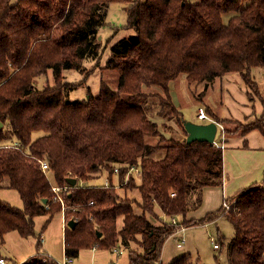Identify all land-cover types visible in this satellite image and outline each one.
<instances>
[{
    "label": "trees",
    "instance_id": "obj_1",
    "mask_svg": "<svg viewBox=\"0 0 264 264\" xmlns=\"http://www.w3.org/2000/svg\"><path fill=\"white\" fill-rule=\"evenodd\" d=\"M110 2L127 4L124 27L134 30L109 45L105 67L119 72L118 85L101 83L97 95L87 90L71 100L76 82L64 80L62 70H86L83 62L99 57L98 30ZM226 12L234 14L224 22ZM256 68L264 69V0L243 7L241 0H0V186L15 189L23 203L18 208L0 198V242L11 230L34 235V217L62 212L66 258L82 249L122 247L127 264H203L188 252L161 262L163 243L182 226L223 215L234 230L229 264H264V178L201 218H187L199 207L204 186L221 185L222 148L186 142L185 117L170 91L180 75L207 89L214 79L237 72L263 112L244 123L209 105L205 112L227 135L256 129L264 137ZM48 69L53 84L37 88L35 77ZM171 122L183 138L172 135ZM34 132L39 135L32 138ZM102 169L107 184H79L97 179ZM70 177L75 184L67 182ZM133 189L137 196L127 195ZM156 207L182 219L164 220ZM216 241L222 245L223 235ZM14 264L57 261L37 252Z\"/></svg>",
    "mask_w": 264,
    "mask_h": 264
},
{
    "label": "rangeland",
    "instance_id": "obj_2",
    "mask_svg": "<svg viewBox=\"0 0 264 264\" xmlns=\"http://www.w3.org/2000/svg\"><path fill=\"white\" fill-rule=\"evenodd\" d=\"M10 1L14 2L15 0ZM248 2L249 0H241V7L245 6ZM126 6L127 4L123 2L109 3L105 23L98 30V35L100 36L99 40L101 44L99 57L95 60L84 61L83 63L86 67V70L79 71L76 69L68 68L62 70L64 80L76 82V86L68 92L69 99L74 100L82 98L85 96L87 90H89L92 95H97L99 93L101 83H106L112 88H115L118 85L120 76L119 72L115 69L105 67V60L109 54V45L111 43L123 36H127L134 32L133 29L124 27L126 23ZM232 14H234V12L224 13L222 15L223 21L226 22ZM255 70L256 69H254V72ZM261 71H264V69H261ZM235 74L238 73H228L222 78L214 79L212 84H210L207 89H204L203 83L187 84L184 80L183 75H180L176 80L171 81L170 91L172 100L174 104L180 108L185 117V121H191L195 123H206L210 121V117L208 114V117L206 119H199L197 117L198 106L202 107L205 111V105H209L211 110L220 116L221 109L224 104V77L227 75L230 76V79L234 83V86H237L238 88L241 87L240 84H238L233 78ZM258 83L260 82L258 81ZM34 84L37 88H42L45 85L53 84L52 70L48 69L46 73L36 76L34 79ZM260 85L261 88H263V80ZM243 94L245 95L247 103V105L243 106L248 107L250 111L249 115H244V117L242 118L243 120L236 118L238 122L241 123L253 120L256 117V110L252 106L256 99L258 103L262 104V101L253 92L251 93L252 98H250L247 93H245V91L243 92ZM232 117L233 116H229L225 118ZM170 124V127L173 129L172 135H174V137L183 138L184 133L183 131H181V127L173 122H171ZM220 124L222 125V127H224L222 123ZM236 124L237 123L235 122H231L228 124V126L233 128L234 126H236ZM167 134H169V132ZM38 135L39 132H34L32 134V138H35ZM223 135L224 137L231 136L227 135V133H225L224 131ZM216 137L220 138L218 134L216 135ZM132 172H134L133 174L135 183H138V168L135 167L134 169H132ZM107 173V170L102 169L97 179H93L90 182L79 181V184L88 185L104 183L106 181ZM112 178H114V182L117 185V173H113ZM133 194L137 196L136 189L127 192V195L129 196H132ZM0 198L8 201L11 205L18 208L23 207L20 196L13 188L0 186ZM156 211L160 213L158 207H156ZM160 215L162 214L160 213ZM162 217L164 218V220L171 221H180L182 219L181 215H177L172 218L165 215H162ZM182 229L183 227H180L170 237H167V239L165 240V244L163 243V246L161 248V259H163L165 263L178 257L182 253L188 252L192 255L193 260H198L203 264H215L214 256H217L222 264H229L228 243L234 235V230L232 224L225 216L219 215L212 221L201 224L198 223L187 230ZM39 234L40 246L39 251H37L38 246L36 245V237ZM218 234L223 235V244H219L218 248H214L213 242H217L216 237ZM120 250V254L116 256L118 261L117 263L127 264V250L122 247H120ZM104 251L106 255L112 253H110L108 250ZM37 252L46 254L55 261H61L64 258L63 218L61 212L55 213L49 219L47 215L43 214L34 217V235L25 237L20 235L17 231L11 230L4 234L3 240L2 242H0V256L6 259V264L23 262L28 257L33 256ZM99 261L105 260H97L94 262L89 255L88 249H84L79 256V263L81 264H93L99 263Z\"/></svg>",
    "mask_w": 264,
    "mask_h": 264
},
{
    "label": "crops",
    "instance_id": "obj_3",
    "mask_svg": "<svg viewBox=\"0 0 264 264\" xmlns=\"http://www.w3.org/2000/svg\"><path fill=\"white\" fill-rule=\"evenodd\" d=\"M254 75L256 80L260 83L262 80L264 81V71H261L260 68H256ZM227 76H225L223 80V87L225 90L221 116H233L243 120L242 118L244 115H249L250 111L248 107L243 106L247 105L245 95L243 94L244 91L246 93L247 86L239 73L233 76L235 81L241 86L239 88L236 86L237 89L230 79V76ZM262 90L264 92V86ZM252 106L256 110V115L263 112V106L261 103L257 102V99ZM222 168L223 177L221 185L204 186L202 188V198L199 207L196 210L189 211L186 215L187 218L198 219L203 216V214L211 210H216L223 203L225 198L231 197V195L235 194L241 188L252 183L260 182L264 178V137L256 129L247 131L244 134H235L225 137L222 148ZM62 218L64 230L65 221L63 214ZM193 226L194 225L183 226L182 230H187ZM83 250L84 249L79 252L78 257L71 259L69 264H81L79 263V256ZM104 250L105 249L97 248L88 249L89 255L94 262L97 260H105L93 264H110L111 262L118 264L116 256L119 255V253H113L114 251L108 250L112 253L106 255ZM160 261L165 263L163 259H161V253Z\"/></svg>",
    "mask_w": 264,
    "mask_h": 264
},
{
    "label": "water",
    "instance_id": "obj_4",
    "mask_svg": "<svg viewBox=\"0 0 264 264\" xmlns=\"http://www.w3.org/2000/svg\"><path fill=\"white\" fill-rule=\"evenodd\" d=\"M184 128L186 131V142L190 143L192 141H206L212 142L217 130V123L215 120H210L206 123H195L191 121H184ZM67 182L71 185L75 184V178H67ZM45 201V199H43ZM68 226L72 227V220L66 223ZM99 236L100 233L98 232Z\"/></svg>",
    "mask_w": 264,
    "mask_h": 264
},
{
    "label": "built area",
    "instance_id": "obj_5",
    "mask_svg": "<svg viewBox=\"0 0 264 264\" xmlns=\"http://www.w3.org/2000/svg\"><path fill=\"white\" fill-rule=\"evenodd\" d=\"M197 117L199 119H206L208 117L206 112L204 111V109L202 107H200V106H198V108H197ZM210 120H212V119L210 118ZM216 123H217V130H216V133H215V136H214V139H213L212 143L215 146H219V147L223 148V141L225 139V137L223 135V127H222V125L219 122L216 121ZM217 134L220 136V138L216 137ZM40 165H41V168L43 170H46L47 167H48V165H47L45 160H40ZM115 171H116V169H115ZM104 183L107 184V180ZM52 190L55 193H57L60 190V187L59 186H52ZM224 205H226L225 207H228V203L224 202ZM213 247L214 248H218L219 247L218 242L214 241L213 242ZM113 251L116 252V253H119V254L121 252L119 250V248H117V247L113 248ZM70 261H71L70 258L64 257L61 261H58L57 264H69ZM112 263L116 264L115 262H111L110 264H112ZM0 264H6V259L4 257H2V256H0Z\"/></svg>",
    "mask_w": 264,
    "mask_h": 264
}]
</instances>
